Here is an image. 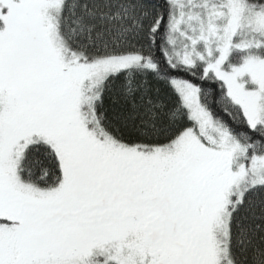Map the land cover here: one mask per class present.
Instances as JSON below:
<instances>
[{
    "label": "snow or ice",
    "instance_id": "snow-or-ice-1",
    "mask_svg": "<svg viewBox=\"0 0 264 264\" xmlns=\"http://www.w3.org/2000/svg\"><path fill=\"white\" fill-rule=\"evenodd\" d=\"M0 264H264V0H0Z\"/></svg>",
    "mask_w": 264,
    "mask_h": 264
}]
</instances>
